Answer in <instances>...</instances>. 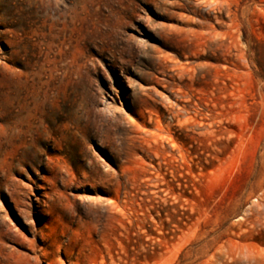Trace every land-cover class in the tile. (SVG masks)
Instances as JSON below:
<instances>
[{"label":"rangeland","instance_id":"1","mask_svg":"<svg viewBox=\"0 0 264 264\" xmlns=\"http://www.w3.org/2000/svg\"><path fill=\"white\" fill-rule=\"evenodd\" d=\"M0 264H264V0H0Z\"/></svg>","mask_w":264,"mask_h":264}]
</instances>
